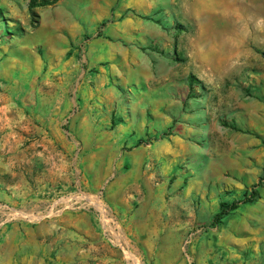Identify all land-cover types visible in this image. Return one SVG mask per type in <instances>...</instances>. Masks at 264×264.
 <instances>
[{"label":"rangeland","instance_id":"1","mask_svg":"<svg viewBox=\"0 0 264 264\" xmlns=\"http://www.w3.org/2000/svg\"><path fill=\"white\" fill-rule=\"evenodd\" d=\"M31 1L0 0V264H264V0H106L81 29ZM123 39L165 58L163 106L110 67ZM137 109L171 118L130 147Z\"/></svg>","mask_w":264,"mask_h":264},{"label":"crops","instance_id":"2","mask_svg":"<svg viewBox=\"0 0 264 264\" xmlns=\"http://www.w3.org/2000/svg\"><path fill=\"white\" fill-rule=\"evenodd\" d=\"M72 7L70 9V12L68 10L63 11V13L60 14V20H65L66 22V26H61V27H66V29H68L69 27H82L83 25H88V26H92L94 24H97L100 19H103L106 15V11L109 7L110 2L106 1V0H72ZM84 3L83 6H81V3ZM81 6V7H80ZM130 7L135 6V4L130 3L129 4ZM84 9V10H81ZM81 10V11H80ZM94 16L92 17V21L90 24H84V17L87 15V12ZM98 12H103L102 14H104V16L102 17H97ZM129 19H132L129 17ZM141 24V23H140ZM161 26V25H160ZM81 29V28H80ZM144 29L147 30L146 25L142 26V33H144ZM170 30L171 32V36H169V34L166 32ZM174 29L167 27V29L165 30V28H163V26H161V31L163 32H159V31H154L157 35H156V40L155 42H153L154 44L158 43L161 46H169L172 45V43L174 44ZM141 30L138 32L139 34ZM122 40V39H121ZM133 40L131 39H123L122 41H118L117 43H119V46H123L125 48V50L123 52H121V54L123 55L122 57H116L115 54L113 53L110 57V59H108V61H110L111 63V68L115 71H117L118 73H121V77L123 82L125 83H129L133 86L139 85L140 82L144 83L143 86H146V90L152 93H155L158 96H161L160 99H156L155 101H153L151 104H149L150 106H163L162 101L164 99V95L162 90H158L157 88L152 89L150 86L155 83V82H168V81H172L171 79V71H166L163 68L166 65V60L165 58H163L162 53H156L155 51H143L141 49V47L143 46H136V44L140 41H137L136 43L132 42ZM94 46V45H93ZM92 46V47H93ZM159 49V48H158ZM156 48V50H158ZM91 51V55L95 56V54L97 53L93 48L90 50ZM140 54H143V57H140ZM100 59H104L103 57H100ZM167 59V58H166ZM116 63L117 67L114 66ZM156 66L155 69H153V67ZM116 68H118L119 70H117ZM158 68V69H157ZM134 78V80H133ZM132 82H134L135 84H132ZM140 88V87H138ZM145 89V88H144ZM157 89V90H156ZM158 91V92H157ZM147 93H145L146 95ZM143 102V101H142ZM142 102H137L136 103V107H139L140 109L142 107L141 104ZM148 106V105H146ZM143 106V107H146ZM137 109L138 112H134V113H130L129 116V123L128 125V130H129V136L128 138L125 140L126 144L130 147L132 146H136L138 144V142H142V137L145 135L143 132H145L146 130H148L147 133L155 135L158 132H161L162 128H161V123H166L167 125V120L170 121V114L168 112H166L165 110L163 112H157L155 114L150 113L149 116L146 115L145 110H140ZM140 116L141 120L143 122H140V128H141V132H142V137L141 138H134L136 137V133L132 124V120L134 119L135 116ZM149 123L151 126H149ZM155 128V130H154ZM137 154V152L132 151L130 153V155L132 156V160L135 161V159L137 158V156H135ZM138 194V193H136ZM130 196L133 197V194H130ZM260 199V198H259ZM154 209V208H153ZM131 210H129V217L134 221V219H138L140 217L143 216L142 214V210L139 208L137 209L133 214H131L132 212H130ZM153 216V214L151 215ZM150 216V217H151ZM155 217V215H154ZM66 230L67 226H65ZM64 229V230H65ZM80 229V228H79ZM153 232L152 234L154 236L157 235V231L160 229L157 226H154ZM49 232L51 233V235H53V231L49 230ZM91 232V231H90ZM77 233V232H76ZM89 233V232H87ZM79 236L81 235V232L77 233ZM76 235V234H75ZM62 258V257H61ZM63 263L62 264H66L65 261V257L62 258Z\"/></svg>","mask_w":264,"mask_h":264},{"label":"trees","instance_id":"3","mask_svg":"<svg viewBox=\"0 0 264 264\" xmlns=\"http://www.w3.org/2000/svg\"><path fill=\"white\" fill-rule=\"evenodd\" d=\"M60 0H43L42 2H37V0H32L29 4V8L32 10L37 7H46L54 5ZM264 57V52L261 53ZM190 83L192 81L190 80ZM259 185L254 186L252 191L245 195V198L242 201H236L231 204H222L221 211L215 216L214 224L217 225L222 222V220L227 217L231 212L237 210L240 204H253L260 198V192L257 189Z\"/></svg>","mask_w":264,"mask_h":264}]
</instances>
